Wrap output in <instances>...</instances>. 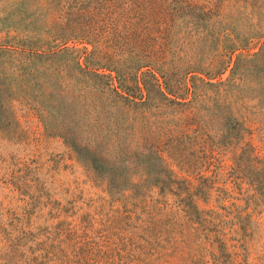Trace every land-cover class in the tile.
<instances>
[{
    "label": "rangeland",
    "instance_id": "obj_1",
    "mask_svg": "<svg viewBox=\"0 0 264 264\" xmlns=\"http://www.w3.org/2000/svg\"><path fill=\"white\" fill-rule=\"evenodd\" d=\"M0 264H264V0H0Z\"/></svg>",
    "mask_w": 264,
    "mask_h": 264
},
{
    "label": "trees",
    "instance_id": "obj_2",
    "mask_svg": "<svg viewBox=\"0 0 264 264\" xmlns=\"http://www.w3.org/2000/svg\"><path fill=\"white\" fill-rule=\"evenodd\" d=\"M160 94L167 99L163 92H160ZM130 95L132 94L126 93L120 95V97L131 103L141 102L140 104H142V102L147 101V97L143 99L141 91L138 97ZM134 97L138 101L134 100ZM65 142L71 147V150L83 165L99 175L111 189L124 190L129 187L133 190L140 184H145L158 190L168 189L174 191L178 183V180L172 176L171 170L166 166L165 160L158 151L159 149L122 153V162L119 166H115L107 162L106 155L104 156V153L96 146L80 144L74 138L65 139ZM153 147L158 148V145ZM131 175H137V178H132Z\"/></svg>",
    "mask_w": 264,
    "mask_h": 264
}]
</instances>
